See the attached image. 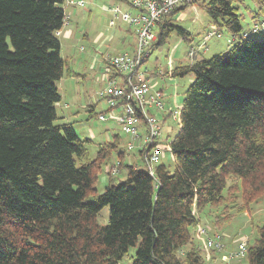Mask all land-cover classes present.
I'll return each instance as SVG.
<instances>
[{
    "label": "trees",
    "instance_id": "1",
    "mask_svg": "<svg viewBox=\"0 0 264 264\" xmlns=\"http://www.w3.org/2000/svg\"><path fill=\"white\" fill-rule=\"evenodd\" d=\"M64 1L0 0V264H120L129 248L131 264H207L205 254L216 251L205 253V236L197 238L198 228L206 232L202 218L217 230L264 196V0H253L247 29L243 0H183L155 25L152 50L172 34L189 42L176 15L197 6L209 29L231 37L224 53H196L170 71L192 81L169 144L173 168L159 161L156 182L137 165L142 151L131 160L118 135L90 158L89 140L71 123H55V82L64 68L55 32L63 27ZM124 2L122 11L134 13ZM115 158L124 179L112 183L107 170L108 184L97 193L103 165ZM243 259L264 264V220Z\"/></svg>",
    "mask_w": 264,
    "mask_h": 264
},
{
    "label": "rangeland",
    "instance_id": "2",
    "mask_svg": "<svg viewBox=\"0 0 264 264\" xmlns=\"http://www.w3.org/2000/svg\"><path fill=\"white\" fill-rule=\"evenodd\" d=\"M84 6L79 9L72 7H64L65 13L71 15L68 25L61 29V33L57 36L60 42V55L64 60V68L62 77L55 82L60 101L56 103L55 109L58 120L56 124L68 122L71 123L73 129L81 139H88L85 143L90 158H93L97 150V146L113 139V135L119 137V149L124 150L126 143L130 140L120 129V127L112 121H100L96 114L104 111L107 106L99 98L98 93L103 87L101 81L100 69L103 65V59L106 56H112L119 52L129 51L130 45L134 42L132 34H128V26L120 20L115 22L114 26H109V20L112 15L108 8L117 6L121 10H126L124 0H83ZM255 7L253 0H243L239 3V13L242 14L240 19L243 28H250L252 25L251 12ZM176 23L190 33L189 40H183L177 34H172L168 40L151 51L141 69L145 70L149 75L157 71H165L168 63L173 66L177 64H187L190 62L188 50L190 45H198L204 42L206 49L200 56L208 58L212 55L225 52L230 43L228 33L222 29L220 38H209L204 40L206 28L209 26L210 18L207 13L200 7L188 6L184 11L179 12ZM65 29L70 30L69 35L65 34ZM209 29V28H208ZM130 31L132 29H129ZM101 34L102 38L95 42V37ZM112 35L110 40H107ZM101 45V47H100ZM83 47V50H80ZM94 49H97L95 53ZM200 54V53H199ZM95 58L94 69H90V64ZM196 58L199 56L196 55ZM152 76V83L156 82L157 88L163 90L165 96V110L175 109V105L181 108L184 92L192 81V75L188 74L183 77L168 76L164 74L163 79L157 75ZM169 109V110H170ZM165 116L164 113H157V117L161 120ZM178 122L172 120L170 116H166L161 124L160 133L162 135L161 142L169 143L178 131ZM168 135V136H166ZM167 137V139H164ZM132 157L137 155V151L133 149L129 152ZM114 157V153H112ZM112 157V158H113ZM135 159V158H134ZM163 163L167 164L170 169L173 163L167 157L166 152L161 156ZM117 160L116 158L113 159ZM137 161V160H136ZM124 164L126 160L124 158ZM110 164H105L99 174L95 187L97 193L103 191L105 185L108 184V170ZM138 167H143L140 161H137ZM125 169L120 168L117 175L112 177V183L123 180ZM204 209V213L207 212ZM108 208L104 207L98 216V222L101 225L107 223ZM264 220V196L249 204L248 209L242 210L228 221L223 223L219 229H215L208 217L202 218L200 224L207 229H212L214 233L221 236L222 242L230 245V251L236 252L241 241L252 244L256 236L258 226ZM209 236H212L210 233ZM235 240V242H231ZM226 245V244H225ZM232 249V251H231ZM134 248H129L120 264H131ZM233 264H244L243 258H238ZM240 261V262H239ZM207 264H224L219 259L216 261H207Z\"/></svg>",
    "mask_w": 264,
    "mask_h": 264
},
{
    "label": "built area",
    "instance_id": "3",
    "mask_svg": "<svg viewBox=\"0 0 264 264\" xmlns=\"http://www.w3.org/2000/svg\"><path fill=\"white\" fill-rule=\"evenodd\" d=\"M183 0H130L135 12L122 11L117 6H112L108 10L112 17L109 26H114L120 20L133 27L135 44L131 52H119L103 59L100 69L102 89L98 96L107 108L97 114L100 121H112L116 123L121 131L130 138L126 143L124 151L129 154L133 149L142 151L143 169L154 180L155 166L159 163L164 152H168L171 157L169 143L161 142V124L166 116L180 124L179 116L181 108L175 105V109L165 110L163 90L157 88L156 82L152 83L151 76L141 67L148 58L152 43L155 40V25L160 22L162 16L168 11L181 4ZM83 7V0H65L63 7ZM65 20L63 27L67 25L68 16L64 10ZM62 27V28H63ZM258 29L253 27V31ZM58 36L61 29L55 32ZM221 33L215 29H208L205 32L204 40L212 37L219 38ZM204 42L198 45H190L187 52L192 58L196 53L204 48ZM83 50V47H80ZM170 71H157L155 75L163 79L164 74L170 76ZM164 113L163 119L157 117V113ZM129 160V158H128ZM120 161L114 160L108 170L116 175L119 172ZM156 182V180H155ZM198 235H204V252L224 250L221 236L214 234L207 236L204 228L197 229ZM246 252V243L241 241L237 251L228 253L221 259L225 264L234 258H243Z\"/></svg>",
    "mask_w": 264,
    "mask_h": 264
},
{
    "label": "crops",
    "instance_id": "4",
    "mask_svg": "<svg viewBox=\"0 0 264 264\" xmlns=\"http://www.w3.org/2000/svg\"><path fill=\"white\" fill-rule=\"evenodd\" d=\"M70 7V6H69ZM72 7V6H71ZM126 9H128V6L126 5ZM72 8H74V9H79V7H72ZM109 9V8H108ZM67 16H68V19H67V25L69 24L68 23V21H69V19H70V16L71 15H69V14H66ZM178 15H179V13L176 15V18L178 17ZM66 25V26H67ZM209 26H210V23H209ZM208 26V27H209ZM207 27V28H208ZM206 28V29H207ZM71 33V31L68 29V30H66L65 29V34L66 35H69ZM221 37V36H220ZM219 37V38H220ZM102 38V36H101V34H99L97 37H95V42H98L100 39ZM112 38V35L111 36H109L108 38H107V40H110ZM229 41L231 42V37L229 36ZM134 44V43H133ZM230 44V43H229ZM100 47H101V45H100ZM228 47H229V45H228ZM208 50V49H206V47H204L202 50H201V52H203V51H205V50ZM228 49V48H227ZM226 49V50H227ZM225 50V51H226ZM94 51H95V53H97V49H94ZM198 53H200V52H198ZM221 53H223V52H221ZM202 53H200V55H201ZM190 61H191V59H190ZM94 65H95V58H94V60H93V62H91V64H90V69H94ZM174 68V66L171 64V63H168V65H167V68H166V70L164 71L165 73L166 72H168L169 70H172ZM170 109V108H169ZM68 123V122H67ZM166 136H168V135H166ZM167 137H165V139H166ZM166 154H167V157L168 158H171L170 157V154L168 153V152H166ZM135 158V159H134ZM130 159L131 160H133V161H136V160H138V158H137V155L136 156H132V157H130ZM160 161L161 162H163L162 161V159H160ZM206 233L209 235L210 233L211 234H214V232H213V230L212 229H207V227H206ZM197 236V235H196ZM197 238H201V239H203V235H200V237H197ZM231 242H235V240H232ZM226 244V245H225ZM224 244V250L223 251H221V252H216V253H209V254H205L206 255V257H208L207 258V261H211V260H213V261H216L217 259H219L220 261H221V263L223 262V260L221 259L223 256H225L226 254H228V253H230V252H226V251H230V249H228V248H231V246L230 245H227V242ZM231 251H232V249H231ZM238 258H232L230 261H229V263L228 264H233V263H235L236 261H238L237 260ZM240 262V261H239ZM224 263V262H223ZM225 264V263H224Z\"/></svg>",
    "mask_w": 264,
    "mask_h": 264
}]
</instances>
